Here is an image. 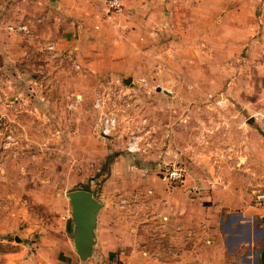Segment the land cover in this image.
<instances>
[{"label": "crops", "instance_id": "1", "mask_svg": "<svg viewBox=\"0 0 264 264\" xmlns=\"http://www.w3.org/2000/svg\"><path fill=\"white\" fill-rule=\"evenodd\" d=\"M22 1L28 7L22 5V12L25 9L30 19L5 24L0 16V114L16 125L17 133L19 123L28 127V122L34 121L38 128L66 113L68 121L74 123V114L80 106L73 101L81 98L83 92L73 84L85 81L96 84L95 95L104 99L103 111L118 117L114 134L103 138L111 139L122 126L133 131L139 120L147 117L157 142L152 155L129 153L126 146L130 136L122 142L120 157L137 161L142 167L128 162V178L121 174L118 180L117 173H113L107 188L100 194L92 191L103 204L92 256L82 260L71 240L72 251L65 250L59 264H227L226 259L246 242L232 239L239 235L234 233L233 225H243L241 221L248 211L229 214L237 203L236 188L220 187L205 172L188 167L187 159L197 158L190 153L195 145L191 127L187 125L189 119L182 116L181 121L159 120L162 108L156 103L163 100L161 93L171 91L159 86L151 89L148 78L137 73L139 66L147 62L155 74L160 73L171 54L167 42L176 29H181V22L173 25V17L182 16L180 8L186 0H124L122 12L113 15L108 12L106 0ZM32 1L38 5L32 7ZM7 2L5 10L12 7V0ZM11 25H24L28 33L14 32L9 29ZM13 87L16 91L10 90ZM140 87L144 94L139 93ZM153 91L157 94H152ZM64 96L71 100L66 105L58 104ZM142 96H147L152 105H140ZM127 104L130 107L125 109ZM173 111L170 107L165 113ZM181 129L186 133V146L178 140ZM18 137L20 142L19 133ZM19 144L18 155L10 152L0 158L3 159L0 176L6 172V165L22 158ZM161 158L186 164L184 185L170 186L160 177V169L153 173L141 161L159 162ZM131 167L144 176L132 184ZM21 168L24 170L25 166ZM221 212L229 214L227 223ZM263 217L264 214L261 220ZM64 220L65 229L74 234L71 212L70 216L64 215ZM219 222L226 228L230 226L232 236L222 235ZM255 232L261 236L259 240L264 236V228ZM258 260L263 264L261 254Z\"/></svg>", "mask_w": 264, "mask_h": 264}, {"label": "rangeland", "instance_id": "2", "mask_svg": "<svg viewBox=\"0 0 264 264\" xmlns=\"http://www.w3.org/2000/svg\"><path fill=\"white\" fill-rule=\"evenodd\" d=\"M6 2L0 0L1 22L30 19L26 1L12 0L7 11ZM180 9L182 18L173 17V25L181 22V29L167 42L171 54L160 73L155 74L148 62L137 73L148 78L151 89L171 91L161 93L163 100L156 103L162 108L159 120L189 119L195 145L190 153L197 158L187 159L188 167L205 172L220 187L236 188L237 203L229 214L248 211L243 225H233L240 237L232 239L246 242L235 248L227 264H261L264 236L259 240L255 230L264 228V208L255 206L254 192L264 188V0H186ZM86 83L73 84L83 92L73 101L80 106L74 123L68 121V113L43 122L41 129L34 121L28 127L19 123L22 158L6 165L0 176V264H59L74 241L72 231L65 229L64 215L71 212L67 193L90 189L100 194L113 173L128 178L129 163L142 167L120 157L131 128L120 127L111 139L100 134L96 84ZM66 96L58 104L71 100ZM140 99V105H152L147 96ZM170 107L174 111L166 114ZM179 131L178 140L186 146V133ZM141 161L158 173L159 162ZM137 168L131 167V184L144 177ZM220 214L227 223L229 214ZM218 225L222 235L232 236L230 226Z\"/></svg>", "mask_w": 264, "mask_h": 264}, {"label": "built area", "instance_id": "3", "mask_svg": "<svg viewBox=\"0 0 264 264\" xmlns=\"http://www.w3.org/2000/svg\"><path fill=\"white\" fill-rule=\"evenodd\" d=\"M108 12L110 15L122 12L124 8V0H106ZM9 29L14 32L28 33V28L24 25L16 27L9 26ZM143 85H147L146 80H142ZM94 107L101 111L99 118V132L103 137H111L118 125V117L114 113H107L103 111L104 99L100 95H96ZM127 104L125 109L129 108ZM16 125L11 122L6 116L0 114V158L10 152L13 155H18L20 144ZM154 139V129L149 124V118L142 117L139 120V125L134 128L130 134L126 150L135 155H149L156 146ZM152 155V154H150ZM159 161L160 177L170 186L184 185L187 177V166L181 160H167L161 158ZM3 160V159H2ZM0 161V165L2 164ZM160 162H163L160 163ZM254 203L256 206L264 207V188L255 190Z\"/></svg>", "mask_w": 264, "mask_h": 264}, {"label": "water", "instance_id": "4", "mask_svg": "<svg viewBox=\"0 0 264 264\" xmlns=\"http://www.w3.org/2000/svg\"><path fill=\"white\" fill-rule=\"evenodd\" d=\"M71 205V215L75 223L74 243L82 260L92 256L95 244V231L102 202L88 189H78L67 193ZM264 223V217L262 218ZM264 264V250L261 252Z\"/></svg>", "mask_w": 264, "mask_h": 264}]
</instances>
